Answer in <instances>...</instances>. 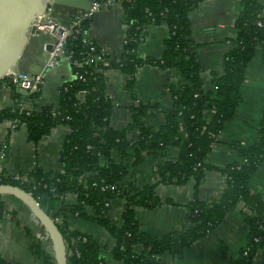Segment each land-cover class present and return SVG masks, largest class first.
I'll return each mask as SVG.
<instances>
[{
  "label": "trees",
  "instance_id": "16d2710c",
  "mask_svg": "<svg viewBox=\"0 0 264 264\" xmlns=\"http://www.w3.org/2000/svg\"><path fill=\"white\" fill-rule=\"evenodd\" d=\"M117 1L123 11V51L121 58L110 61L108 67L125 73L129 87L136 69L145 63L175 69L179 79L167 87L173 106L162 111L164 123L154 129L146 127L143 117L148 106L138 105L130 111V124L138 128L139 134L136 140H130L125 129H114L110 125L111 103L105 84L107 67L93 61L72 66L84 80H70L58 86L55 104L37 105L36 93L31 95L30 105L0 109V121L15 120L19 124L15 128L25 127L28 139L33 142L48 135L55 126L68 128L57 169L44 171L36 166L28 173L26 181L6 177L0 183L20 186L52 219L61 218V223L56 224L66 244L67 264H105L102 244L87 233L70 228V217L102 226L114 240L112 256L123 264H161L162 254H181L183 249L213 232L225 214L241 204L248 229L247 241L231 264H254V258L264 247V195L252 193L248 184L264 157V110L258 142L248 147L232 143L237 161L216 168L207 159L218 133L235 116V109L242 100L240 87L246 67L258 48L264 70V2L241 0V10L234 22L235 36L223 56L221 71L208 74L210 86L206 89L189 24L190 11L203 0ZM89 21L83 20L79 28L87 26ZM159 23L167 27L162 56L138 58L136 47L143 28ZM66 51L72 53L71 60L79 62L85 57L87 47L83 46L81 37L75 35L67 40ZM1 82L15 85L4 79ZM82 91L85 93L80 95ZM170 147L176 148L177 154L156 168L155 182L136 186L123 181L145 156H157ZM206 170L219 171L225 177V188L218 199L209 203L197 199L188 202L190 225L186 229L160 238L139 230L134 208H152L160 203L155 194L156 184H182L193 177L197 185ZM69 193L76 196V203L55 207V203ZM114 199L123 202L119 225L108 216ZM87 207L93 208L92 216H87ZM30 250L42 264H55L53 255L43 249L41 240H33ZM0 264L21 263H8L0 257Z\"/></svg>",
  "mask_w": 264,
  "mask_h": 264
},
{
  "label": "crops",
  "instance_id": "0c3cea01",
  "mask_svg": "<svg viewBox=\"0 0 264 264\" xmlns=\"http://www.w3.org/2000/svg\"><path fill=\"white\" fill-rule=\"evenodd\" d=\"M87 2L88 0H52L46 12H51L62 22H68L72 11L79 8L77 5ZM240 2L241 0H203L189 13L190 38L196 46L206 89L210 86L208 74L211 71H221L223 56L230 48V39L235 36L234 22L241 10ZM88 26L91 39L106 57L110 61H118L122 55L124 39L123 11L120 3L96 12ZM166 34L167 27L164 23L144 27L136 47L137 57L160 58ZM49 41L50 38L46 35H29L16 61V67L29 74L39 72L47 57L42 45ZM71 79L70 61L64 57L55 68L46 72L44 82L36 95L37 105L55 104L58 99L57 87ZM178 79V74L173 68H160L145 63L136 69L133 84L129 87L125 73L116 67H107L105 84L111 103L112 128L125 129L126 136L130 140H136L139 130L130 124V111L138 105L148 106L143 117L146 127L154 129L161 126L164 123L162 111L173 106V99L167 87ZM240 93L242 100L235 109L234 118L224 124L211 144L207 162L213 167L221 168L238 160L232 143L238 142L242 147H248L260 138L258 129L264 110V70L259 48L246 67ZM23 94L25 93L19 86L13 87L1 82L0 109L26 104L31 96L26 94L23 98ZM67 132L66 126L58 125L38 142H33L28 139L25 127L14 129L9 120L0 121V145L6 144L4 170L9 175L25 176L36 166L44 171L57 169L62 141ZM176 154V148L170 147L157 156H145L123 177V181L133 182L136 186L155 182L156 168ZM225 181L219 171L206 170L197 185L193 177H189L182 184H156L155 194L160 203L152 208H134L139 230L154 238H160L186 229L190 225L188 202L197 199L209 203L218 199L225 188ZM248 186L252 193L264 195V157ZM1 200L3 208L0 209V257L8 263L42 264L30 250L33 240H41L43 249L53 255L50 241L42 227L16 198L4 195ZM74 203L76 196L69 193L58 200L55 207ZM122 207L123 202L120 199H114L110 203L108 216L115 225L121 223ZM243 207L241 204L226 213L213 232L183 249L181 254H162L161 264H231L247 241L248 229L244 223ZM85 210L87 216L94 214L91 207ZM68 223L70 228L87 233L102 244L101 255L105 264H123L112 256L114 240L102 226L76 217H70ZM220 244L223 245V250ZM254 264H264V247L254 258Z\"/></svg>",
  "mask_w": 264,
  "mask_h": 264
},
{
  "label": "built area",
  "instance_id": "2783aa9c",
  "mask_svg": "<svg viewBox=\"0 0 264 264\" xmlns=\"http://www.w3.org/2000/svg\"><path fill=\"white\" fill-rule=\"evenodd\" d=\"M117 0H90V5L88 8H76L70 14V19L68 22H62L51 12H45L43 15L35 18L32 25L35 27V33L46 35L50 38L49 42H44L42 45V50L46 53L47 57L41 70L37 73L29 74L20 71L16 66L10 68L5 76L0 80H8L13 84L19 86L21 89L27 92L28 95L36 94L40 87L42 86L45 78V74L48 70L55 68L61 59L64 57L70 61L72 79L83 81L84 77L72 70V66L79 67L83 64H88L90 62L100 63L104 67H108L110 60L106 57L105 53L96 45V43L91 39L89 35V26L83 28L80 27V23L83 20H90L93 15L102 10L107 9L110 6L117 3ZM79 35L81 37V42L83 46L87 47L85 52V57L81 58V61L77 62L71 60L72 53L66 51V43L69 38ZM85 92H80L83 95ZM11 127L15 128L19 124L18 122L10 121ZM6 155V145L2 144L0 147V180L2 178L10 177L15 180L26 181L27 175H9L4 170L3 160ZM111 189L114 187L111 186ZM55 223H61L60 217L53 218Z\"/></svg>",
  "mask_w": 264,
  "mask_h": 264
},
{
  "label": "water",
  "instance_id": "95a60500",
  "mask_svg": "<svg viewBox=\"0 0 264 264\" xmlns=\"http://www.w3.org/2000/svg\"><path fill=\"white\" fill-rule=\"evenodd\" d=\"M52 0H0V79L15 67L28 36L35 34L32 22L43 15ZM59 1V0H54ZM90 0L79 8H88ZM23 98L27 92L23 90ZM30 98L26 104L30 105ZM9 195L25 205L51 244L55 264H67L66 244L57 224L34 197L20 186L0 183V196Z\"/></svg>",
  "mask_w": 264,
  "mask_h": 264
},
{
  "label": "rangeland",
  "instance_id": "374dc122",
  "mask_svg": "<svg viewBox=\"0 0 264 264\" xmlns=\"http://www.w3.org/2000/svg\"><path fill=\"white\" fill-rule=\"evenodd\" d=\"M41 35H43V34H41Z\"/></svg>",
  "mask_w": 264,
  "mask_h": 264
}]
</instances>
